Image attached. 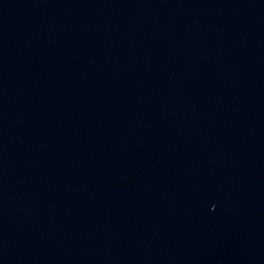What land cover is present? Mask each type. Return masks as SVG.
I'll return each instance as SVG.
<instances>
[{"label": "water", "instance_id": "obj_1", "mask_svg": "<svg viewBox=\"0 0 264 264\" xmlns=\"http://www.w3.org/2000/svg\"><path fill=\"white\" fill-rule=\"evenodd\" d=\"M0 264H264V0H0Z\"/></svg>", "mask_w": 264, "mask_h": 264}]
</instances>
